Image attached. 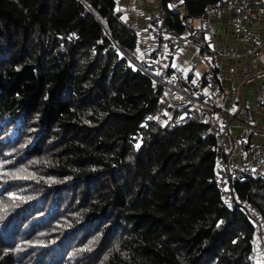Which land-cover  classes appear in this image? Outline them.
<instances>
[{
  "label": "trees",
  "instance_id": "1",
  "mask_svg": "<svg viewBox=\"0 0 264 264\" xmlns=\"http://www.w3.org/2000/svg\"><path fill=\"white\" fill-rule=\"evenodd\" d=\"M115 6L0 0V264H264V180L229 207L208 123L157 122Z\"/></svg>",
  "mask_w": 264,
  "mask_h": 264
},
{
  "label": "built area",
  "instance_id": "2",
  "mask_svg": "<svg viewBox=\"0 0 264 264\" xmlns=\"http://www.w3.org/2000/svg\"><path fill=\"white\" fill-rule=\"evenodd\" d=\"M173 4L182 24L191 30V39L199 50L195 69L203 77V85H190L188 75L168 65V56L178 49L176 30L169 23L167 3ZM181 0H160L155 12L145 18L151 47L140 61H132L136 69L162 87L160 99L165 107L157 116L162 125L181 126L193 121H206L207 134L214 137L217 151L213 181L221 196L234 209L238 195L237 182L250 178L264 180V0H216L205 6V14L217 22L226 12L231 14L233 41L223 48V56L243 60L236 71L239 82L225 87L223 69L216 62L208 37L217 28L196 24V17L184 10ZM75 37V34H71ZM258 81L252 96L245 89ZM258 236L264 243V220L257 219ZM256 263V257H252Z\"/></svg>",
  "mask_w": 264,
  "mask_h": 264
},
{
  "label": "crops",
  "instance_id": "3",
  "mask_svg": "<svg viewBox=\"0 0 264 264\" xmlns=\"http://www.w3.org/2000/svg\"><path fill=\"white\" fill-rule=\"evenodd\" d=\"M209 2H213V0H181V4L185 8L184 10L196 17L197 25L215 26L217 28L208 39L213 52L212 59L216 62V71L219 69L224 70L225 77L221 82L225 87H228L239 82V73L236 69L242 67L245 59L235 61L223 56L224 46L233 41L229 36L231 31V14L228 12L224 13L221 20L217 22L213 16L205 14V6ZM115 4V9L119 13L122 22L137 35V48L140 59L143 52L151 47L150 32L145 24V18L150 13L155 12L158 0H115ZM167 9L170 12L171 18L176 19L178 12L175 11L172 3H167ZM178 20L180 22L178 27L171 26L176 30V39L179 46L176 51L169 54L168 65L177 68L179 71L186 72L188 75L187 82L197 88L203 85V77L195 69L199 50L191 39V30L182 24L180 17ZM257 83L258 81H253L245 89L244 94L252 96Z\"/></svg>",
  "mask_w": 264,
  "mask_h": 264
},
{
  "label": "rangeland",
  "instance_id": "4",
  "mask_svg": "<svg viewBox=\"0 0 264 264\" xmlns=\"http://www.w3.org/2000/svg\"><path fill=\"white\" fill-rule=\"evenodd\" d=\"M159 3H160V0H158L157 7H158ZM157 7H156V9H157ZM256 241H255L256 253L254 256L256 257V261L260 260L261 262L264 263V246H263L262 242L260 241L258 234L256 235Z\"/></svg>",
  "mask_w": 264,
  "mask_h": 264
},
{
  "label": "snow or ice",
  "instance_id": "5",
  "mask_svg": "<svg viewBox=\"0 0 264 264\" xmlns=\"http://www.w3.org/2000/svg\"><path fill=\"white\" fill-rule=\"evenodd\" d=\"M137 147H139V145H137Z\"/></svg>",
  "mask_w": 264,
  "mask_h": 264
},
{
  "label": "water",
  "instance_id": "6",
  "mask_svg": "<svg viewBox=\"0 0 264 264\" xmlns=\"http://www.w3.org/2000/svg\"><path fill=\"white\" fill-rule=\"evenodd\" d=\"M123 52V51H122Z\"/></svg>",
  "mask_w": 264,
  "mask_h": 264
}]
</instances>
